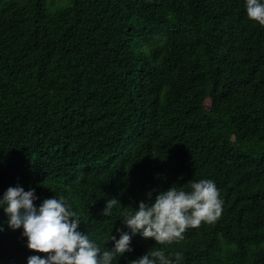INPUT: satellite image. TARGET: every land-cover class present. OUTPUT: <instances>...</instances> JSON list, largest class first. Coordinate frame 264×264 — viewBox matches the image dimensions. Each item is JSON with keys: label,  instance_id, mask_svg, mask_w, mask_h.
<instances>
[{"label": "trees", "instance_id": "16d2710c", "mask_svg": "<svg viewBox=\"0 0 264 264\" xmlns=\"http://www.w3.org/2000/svg\"><path fill=\"white\" fill-rule=\"evenodd\" d=\"M201 178L218 220L170 244L136 234L117 264L150 247L264 264V26L244 0H0V194L64 196L104 247L123 209ZM6 220L0 264L47 255Z\"/></svg>", "mask_w": 264, "mask_h": 264}, {"label": "clouds", "instance_id": "9594fccd", "mask_svg": "<svg viewBox=\"0 0 264 264\" xmlns=\"http://www.w3.org/2000/svg\"><path fill=\"white\" fill-rule=\"evenodd\" d=\"M246 15L264 26V0H244ZM39 197L35 188L25 190L20 184L9 186L0 194V209L7 216V227L22 229L26 247L36 253L26 258V264H117L125 252L133 251L131 240L136 234L151 237L159 244H170L184 238L190 227L202 222L215 223L222 213L223 201L214 180H189L186 187L171 184L159 191L150 202L141 200L137 206L123 209L119 217L123 228L110 230L101 247L81 231V217L64 196L54 195L34 203ZM118 198L106 201L102 213L110 216ZM121 203V202H120ZM113 228V227H112ZM4 224L0 223V231ZM112 241L111 247L106 246ZM182 253L165 254L162 248H149L130 264H180ZM127 259V257H125Z\"/></svg>", "mask_w": 264, "mask_h": 264}, {"label": "rangeland", "instance_id": "374dc122", "mask_svg": "<svg viewBox=\"0 0 264 264\" xmlns=\"http://www.w3.org/2000/svg\"><path fill=\"white\" fill-rule=\"evenodd\" d=\"M49 1H50V0H47V3H48V4H49Z\"/></svg>", "mask_w": 264, "mask_h": 264}]
</instances>
